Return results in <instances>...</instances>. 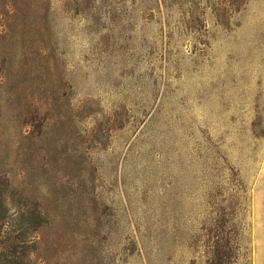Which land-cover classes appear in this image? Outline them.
Instances as JSON below:
<instances>
[{"label": "rangeland", "instance_id": "obj_1", "mask_svg": "<svg viewBox=\"0 0 264 264\" xmlns=\"http://www.w3.org/2000/svg\"><path fill=\"white\" fill-rule=\"evenodd\" d=\"M0 264H264V0H0Z\"/></svg>", "mask_w": 264, "mask_h": 264}]
</instances>
